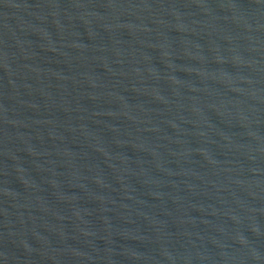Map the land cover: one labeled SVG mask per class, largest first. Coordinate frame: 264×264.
Instances as JSON below:
<instances>
[{"label":"water","instance_id":"1","mask_svg":"<svg viewBox=\"0 0 264 264\" xmlns=\"http://www.w3.org/2000/svg\"><path fill=\"white\" fill-rule=\"evenodd\" d=\"M0 264H264V0H0Z\"/></svg>","mask_w":264,"mask_h":264}]
</instances>
